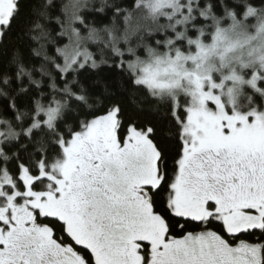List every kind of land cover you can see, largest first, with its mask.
Here are the masks:
<instances>
[{
	"label": "snow or ice",
	"instance_id": "6c2138e0",
	"mask_svg": "<svg viewBox=\"0 0 264 264\" xmlns=\"http://www.w3.org/2000/svg\"><path fill=\"white\" fill-rule=\"evenodd\" d=\"M21 2L0 0V47L42 61L0 71V264H264V0H46L26 31ZM102 65L163 106L173 153L120 87L84 86Z\"/></svg>",
	"mask_w": 264,
	"mask_h": 264
},
{
	"label": "trees",
	"instance_id": "16d2710c",
	"mask_svg": "<svg viewBox=\"0 0 264 264\" xmlns=\"http://www.w3.org/2000/svg\"><path fill=\"white\" fill-rule=\"evenodd\" d=\"M44 2H46V0H22V15L19 22L20 28H23L26 31L33 12ZM88 2L89 4H94L95 7H99L100 4V0H88ZM109 2L111 3L112 0H109ZM116 2L122 3L124 8H129L130 5L133 7L135 6L136 0H116ZM249 2L254 7H261L260 0H249ZM54 3H57L62 7L63 4L68 3V0H54ZM50 12L59 14L60 9L52 8L50 9ZM81 15L86 16L89 20H92L93 15L102 17V23L95 24L98 28L112 24V13L109 9H105L104 13H96L91 7L84 8L81 10ZM116 26L120 29L123 28L122 18L116 21ZM17 31H19V29H17ZM38 47L39 44L31 41L28 36L25 35L22 38H18L14 32V34L9 37L6 46L0 47V71L8 65V62L11 60L13 54L19 51L25 60L26 70L33 72L35 79H40L38 69L40 68L42 57H35L31 54V49ZM106 59H108L109 64L112 63L110 52L108 53ZM79 79L86 88L89 84H93L101 90L104 89L105 86L115 85V87H110L109 89L111 92L115 93L116 87H120L121 92L116 95L115 102L120 104L123 110L125 122L131 119L139 124L155 125L158 128L157 139L161 145L169 153H173L175 151V129L172 128L170 121L165 119L163 106L157 105L151 98L146 97L143 92H136L135 90L128 89L126 85H123V78L118 77L115 72L109 70L108 65H102L100 69H89L88 73L79 77ZM24 80L27 81V77H25ZM50 82L51 81H49V83ZM27 86V83H25V87ZM13 87H16V85L14 84ZM21 103H23V100H21ZM84 111H87V109H84ZM7 118L10 119L11 117L9 116Z\"/></svg>",
	"mask_w": 264,
	"mask_h": 264
},
{
	"label": "rangeland",
	"instance_id": "374dc122",
	"mask_svg": "<svg viewBox=\"0 0 264 264\" xmlns=\"http://www.w3.org/2000/svg\"><path fill=\"white\" fill-rule=\"evenodd\" d=\"M68 2H69V0H68ZM249 20H251L252 23L248 27V30H247L248 31V34L249 35H252V36H255L256 30H255V27H253V25H255L257 23V19L255 17H250ZM257 43H258L257 40L252 41V45L253 46H256ZM90 51H92L93 53H95L96 54V58L99 59L100 46L95 45V44L90 45ZM108 53H109V51L106 50L105 53H104L105 58L108 56Z\"/></svg>",
	"mask_w": 264,
	"mask_h": 264
}]
</instances>
